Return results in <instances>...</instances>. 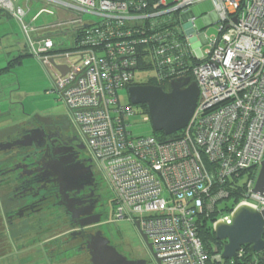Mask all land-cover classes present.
Returning <instances> with one entry per match:
<instances>
[{
  "label": "built area",
  "instance_id": "1",
  "mask_svg": "<svg viewBox=\"0 0 264 264\" xmlns=\"http://www.w3.org/2000/svg\"><path fill=\"white\" fill-rule=\"evenodd\" d=\"M205 1L217 34L204 37L201 52L191 43L199 36L191 9ZM36 3L44 8L26 22ZM0 13L16 21L26 53L48 72L47 93L65 107L111 192L113 218L137 222L160 264L221 260L204 249L200 219L239 188L236 207L264 210V197L252 192L264 159V0H0ZM43 14L56 21L37 26ZM168 18L178 25L160 31ZM53 35L67 45H54ZM182 52L198 87L191 120L175 140L133 136L136 112L121 103L120 90L138 84L142 65L159 85L186 78L164 73L180 68ZM233 210L212 227L231 224Z\"/></svg>",
  "mask_w": 264,
  "mask_h": 264
},
{
  "label": "flooded vegetation",
  "instance_id": "2",
  "mask_svg": "<svg viewBox=\"0 0 264 264\" xmlns=\"http://www.w3.org/2000/svg\"><path fill=\"white\" fill-rule=\"evenodd\" d=\"M30 126L23 131L24 136L15 134L0 140V188H8L5 206L0 199L2 228L6 230L22 219H30L39 230L67 226L69 232L60 239H52L45 250L48 264L69 258H82L80 264H92L88 243L96 233L103 235L105 199L100 180L92 171L86 149L67 118H39ZM52 162H59L63 168L68 162L69 166L82 163L89 167L93 182L83 177L81 183L69 185L71 190L63 194L57 176L40 178L41 173H45L41 172L42 166ZM69 200L76 202L71 204ZM109 245L120 254L111 241ZM144 251L150 255L146 249ZM130 254L120 255L135 264H156L151 256L147 259Z\"/></svg>",
  "mask_w": 264,
  "mask_h": 264
},
{
  "label": "rangeland",
  "instance_id": "3",
  "mask_svg": "<svg viewBox=\"0 0 264 264\" xmlns=\"http://www.w3.org/2000/svg\"><path fill=\"white\" fill-rule=\"evenodd\" d=\"M31 7L32 12L26 16L25 21L29 22L30 18L35 15L37 10L35 8H44L41 5L33 4ZM212 3L210 1H205L203 3L194 5L192 7V13L195 17V33L201 34L203 37L211 38L217 34V26L216 25H204L203 18L207 13L212 12ZM8 18V17H7ZM13 25V31L9 38L2 37L3 45H5L6 41H9L10 44H14L17 41L23 42V38L21 36L20 31L18 30V24L11 18ZM85 20H96L93 17H84ZM56 21V15H41L38 21L36 22L37 26H41L44 24H53ZM18 30V31H17ZM53 33V32H51ZM21 36V37H20ZM53 44H59L60 42L67 41L66 37L61 36H51L50 37ZM65 43L63 46H66ZM206 44H200L199 50L201 52L206 51ZM0 47V53H1ZM56 63L61 62L60 59H55ZM13 79H10L9 74L0 75V104L5 105L8 108V112L0 114V129L6 128L10 126L12 120L14 119V112L18 109L11 103H9L6 99L11 94L13 88L16 89V83L21 86V97L23 106L25 107L26 113L30 115H41L45 111H55L59 115H63L67 117V111L62 103L57 100L55 93L48 94V90L51 88V80L48 75V72L44 69L40 61H38L34 56H29L25 60H23V64L15 70V72H11ZM18 76L16 79L15 76ZM31 76V77H29ZM153 76V72L151 71H143L138 73L139 82L146 83ZM31 78V79H30ZM45 85V86H43ZM119 97L121 103L128 102V96L126 89H122L119 92ZM134 110L136 112V117L133 120V124L131 127V131L133 136H148L151 135L152 128L151 124L148 121L147 116H144L141 108H137L134 106ZM16 113V112H15ZM16 115V114H15ZM73 133L77 134L76 129L72 126ZM92 171L95 176L100 180L102 193L104 196V217L102 221V231L103 235L111 241V244L117 246L120 254H130L133 252L134 255L132 257L138 258H149L144 250L145 247L137 234L132 222L127 219H114L112 216L113 205L111 203L112 196L111 192L107 188L104 180L101 179L100 174L98 173L95 164H92ZM6 191L0 188V199L3 206L6 205ZM225 202H219L217 204V208L222 211L221 213L224 215L223 211ZM69 228L67 226L60 227L59 229L56 227L52 230H45V228L40 229L34 226V222L30 219H22L14 222V224L10 225L6 230L5 228H0V231L7 236L9 242V250L7 254L0 258V264H20L23 261V264H35L34 261L36 258L37 262L39 259H45L44 257L45 250L48 249V246L52 242L54 238H62L66 233L69 232ZM6 253V251H2V255ZM22 258V259H21ZM82 258H69L63 259L62 261H54L52 264H80ZM34 261V262H33Z\"/></svg>",
  "mask_w": 264,
  "mask_h": 264
},
{
  "label": "water",
  "instance_id": "4",
  "mask_svg": "<svg viewBox=\"0 0 264 264\" xmlns=\"http://www.w3.org/2000/svg\"><path fill=\"white\" fill-rule=\"evenodd\" d=\"M56 69L61 75L65 74V68L57 66ZM169 88L168 92L153 85H135L126 89L129 104L145 106L152 131L162 133L165 137H170L186 128L195 112L198 99L197 84L191 82L189 78L174 79L169 83ZM65 118L58 117V119ZM63 163L66 165L65 162ZM76 165L69 166L68 162V166L63 168L59 162L45 164L41 169V172L45 173H41L40 178L42 180L43 177L57 176L63 194L71 190L68 188L69 185L81 183L80 179L83 177L87 176L93 182L89 167H85L82 163ZM252 192L264 197V159ZM75 202L76 200H69L71 204ZM133 226L152 260L160 264L152 254L151 246L147 244L139 224L135 222ZM213 232L216 240L223 243L221 257L224 260L236 258L243 246H249L251 252L260 253L264 250V210L258 212L246 205L237 206L231 214V224L217 223L213 227ZM88 249L92 264H135L118 254L100 233L94 235L88 243Z\"/></svg>",
  "mask_w": 264,
  "mask_h": 264
},
{
  "label": "trees",
  "instance_id": "5",
  "mask_svg": "<svg viewBox=\"0 0 264 264\" xmlns=\"http://www.w3.org/2000/svg\"><path fill=\"white\" fill-rule=\"evenodd\" d=\"M155 1V0H152ZM169 20L167 22H165L164 24L160 25V31H163V28H168V29H172L173 27L175 28V25L177 26L179 21H174V18H168ZM177 40L179 42L182 43V45L185 48V44L183 41V35H177ZM25 54L27 56H30L29 54L26 53ZM181 59L180 61L182 62V65L180 66V68H174V69H168L165 70L164 73H168L169 74V78L176 76V74L179 71H182V74L185 75V77H189L187 76L188 74V68L191 66L188 64L189 61V55L185 52L181 53ZM140 69V68H139ZM141 70L143 71H151L150 67L145 65V66H141ZM191 79V77H190ZM136 85H153V86H158L159 84L157 83V79L152 76L149 80L146 81V83H142L138 82V84ZM165 92H168L170 90L169 88V84L168 81H165L162 85H159ZM126 104H128L129 102H125ZM137 108H141L143 114H147L146 111V107L145 106H136ZM151 135H153L154 137H156L159 140L162 141H166V140H175L179 137L180 133H176L170 137H165L162 133H155V132H151ZM243 196V189L239 188L238 190H233L232 192L229 193V197L226 200H223L221 202H225L223 211L225 212V214L223 215L218 208L216 206L215 210L213 211V213H210L208 215V218H206L205 216L203 217V219L201 221V224L199 225V228L197 229L198 235L200 236L202 243L204 245V249L206 250V252L208 253L209 257H221V252H222V246L223 243L219 242L216 240L215 234L213 232V227L212 224L215 220H217L219 217L221 216H225L226 214H228L229 212H231L236 205L240 202L241 198ZM2 221H1V215H0V228L3 227L2 225ZM5 230H3L4 232ZM2 231H0V258L3 256H5L7 254V251L9 250L10 246H9V242H8V238L7 236L3 233ZM263 240H264V236H263ZM2 251H6V253H4L2 255ZM36 264H48V260L46 259H39V261ZM210 264H264V250L260 253H254L251 252L249 249V246H243L239 255L232 259V260H224L221 259L219 261H213Z\"/></svg>",
  "mask_w": 264,
  "mask_h": 264
},
{
  "label": "crops",
  "instance_id": "6",
  "mask_svg": "<svg viewBox=\"0 0 264 264\" xmlns=\"http://www.w3.org/2000/svg\"><path fill=\"white\" fill-rule=\"evenodd\" d=\"M8 18L7 16L0 13V47L2 50L0 53V75L2 74L11 75L12 74L11 72H15V70H17V68H19L23 64V60L29 57L25 54V48L22 40L21 42L17 41L14 44H10L9 41H6L5 45H3L2 37L5 36V38L7 37L9 38V35L15 32L13 31L12 22ZM215 20L216 17L213 11L207 13L203 18L205 26L214 25ZM204 41L205 38L201 34L199 36H194L191 38V43H193L195 47H197L200 44H203ZM14 76L16 79L18 78V76L16 75ZM10 79H13L12 75L10 76ZM12 92H14V94L9 95L8 97H6V99L9 103L13 104L15 108L18 110L15 111L16 113L14 112L15 117L12 120L10 126L0 129V140L3 139L4 137L15 134H18L19 136H24L23 131L25 129H28V127H31L30 125L36 119L46 118V117H52V118L65 117L55 112L56 110L52 112L50 110L49 111L47 110L43 112L41 115H36V114L30 115L29 113H26L21 97H19V95H21V86H19L18 83H16V89L14 87ZM8 108L7 106L5 105L3 106L0 104V114L8 112L9 111ZM3 190L8 192L7 191L8 188L3 187Z\"/></svg>",
  "mask_w": 264,
  "mask_h": 264
}]
</instances>
